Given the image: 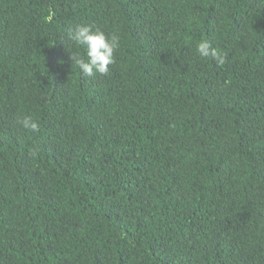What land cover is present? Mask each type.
Here are the masks:
<instances>
[{"label": "trees", "instance_id": "obj_1", "mask_svg": "<svg viewBox=\"0 0 264 264\" xmlns=\"http://www.w3.org/2000/svg\"><path fill=\"white\" fill-rule=\"evenodd\" d=\"M0 264H264V0H0Z\"/></svg>", "mask_w": 264, "mask_h": 264}, {"label": "clouds", "instance_id": "obj_2", "mask_svg": "<svg viewBox=\"0 0 264 264\" xmlns=\"http://www.w3.org/2000/svg\"><path fill=\"white\" fill-rule=\"evenodd\" d=\"M70 40L72 46H75L70 55L72 66L75 65L83 77L109 73L110 65L115 62V53L121 43L118 34L109 35L93 25L78 24L70 32ZM196 52L200 57H211L218 66H223L226 62V55L207 40H201L196 44ZM17 123L34 133L39 129L38 123L29 116L18 118Z\"/></svg>", "mask_w": 264, "mask_h": 264}]
</instances>
